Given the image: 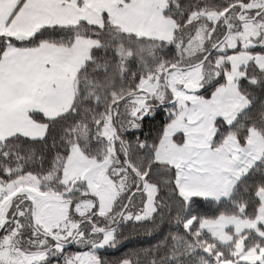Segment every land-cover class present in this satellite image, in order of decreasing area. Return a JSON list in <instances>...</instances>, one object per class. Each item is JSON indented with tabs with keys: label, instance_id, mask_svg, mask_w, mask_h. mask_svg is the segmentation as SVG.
<instances>
[{
	"label": "snow or ice",
	"instance_id": "obj_1",
	"mask_svg": "<svg viewBox=\"0 0 264 264\" xmlns=\"http://www.w3.org/2000/svg\"><path fill=\"white\" fill-rule=\"evenodd\" d=\"M0 264H264V0H0Z\"/></svg>",
	"mask_w": 264,
	"mask_h": 264
},
{
	"label": "trees",
	"instance_id": "obj_2",
	"mask_svg": "<svg viewBox=\"0 0 264 264\" xmlns=\"http://www.w3.org/2000/svg\"><path fill=\"white\" fill-rule=\"evenodd\" d=\"M151 242H155L151 237H147L143 234L137 235H126V238L122 241V246L119 247L118 250L111 249L105 255H107L110 259L115 258L116 256L122 255L125 251H128L132 248H138L141 246H147V244Z\"/></svg>",
	"mask_w": 264,
	"mask_h": 264
}]
</instances>
